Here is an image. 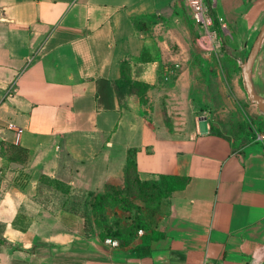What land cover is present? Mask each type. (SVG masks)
Wrapping results in <instances>:
<instances>
[{
    "label": "crops",
    "instance_id": "0c3cea01",
    "mask_svg": "<svg viewBox=\"0 0 264 264\" xmlns=\"http://www.w3.org/2000/svg\"><path fill=\"white\" fill-rule=\"evenodd\" d=\"M207 3L240 67L264 0ZM179 9L180 0H0V264H262L264 143L200 134L190 87L180 74L167 87L169 60H196ZM256 65L264 84V39ZM10 145L26 149V163L7 158ZM130 159L141 182L184 184L155 240L112 248L82 208L124 182Z\"/></svg>",
    "mask_w": 264,
    "mask_h": 264
},
{
    "label": "rangeland",
    "instance_id": "374dc122",
    "mask_svg": "<svg viewBox=\"0 0 264 264\" xmlns=\"http://www.w3.org/2000/svg\"><path fill=\"white\" fill-rule=\"evenodd\" d=\"M179 13L195 35L190 47L193 46L192 55L196 60L192 62L186 53L178 56L175 62L169 60L172 64L169 70L172 72H166L171 77L169 81L165 79L167 87L176 86V79L180 74L182 88L189 86L190 95L194 97L193 103L196 99L199 112L195 114V118L198 121L205 118L212 135L234 141L255 140L262 136L263 139L259 141L264 143V115L256 106L250 104L244 90L240 67L224 49L213 52L210 58H205L201 54L204 50L196 42L200 32L195 28L185 0H180ZM219 38L228 47L227 38ZM170 44L173 45L169 47L171 52L164 47L167 57L172 55L175 48L172 42ZM258 71L257 65L252 68L253 85L258 95L264 98V84L259 82ZM172 102V108L176 110L177 102ZM165 124L168 127L171 125L167 115ZM85 202L82 213L90 224L95 221V230L101 240L112 248L149 239L151 231L164 215V201L157 190L139 186L131 173L127 182L112 179L103 195L88 197ZM92 203L93 211L91 207H87ZM1 233L0 228V235ZM2 242L0 238V243ZM114 242L115 246L112 244ZM257 258L264 264V248Z\"/></svg>",
    "mask_w": 264,
    "mask_h": 264
},
{
    "label": "trees",
    "instance_id": "16d2710c",
    "mask_svg": "<svg viewBox=\"0 0 264 264\" xmlns=\"http://www.w3.org/2000/svg\"><path fill=\"white\" fill-rule=\"evenodd\" d=\"M214 23H215V20H214ZM218 38H219V36H218ZM222 49H224V48L221 47L220 50H222ZM4 151L6 153L7 158L12 162L24 164L28 160V153H27L26 149H23L21 147L10 145L7 148H5ZM129 173H131L133 180L139 186L155 188V190H157L158 194L162 197V199L164 201L163 207L165 205H167L168 198L170 197L172 192L174 190L182 187V185L184 184V183L180 184L179 181L176 180V178L166 176V175H160L159 180L157 182H141L137 178L135 163L131 159H130V162H128V166L126 168V178H125L126 182L128 181ZM98 195H100V194L92 195L90 198H92L94 196H98ZM101 195H103V194H101ZM89 207H91L92 211H93L94 204L92 203L91 205H89ZM94 224H95V221H94ZM157 225H158V223L156 224L154 229L151 231V237H150L151 240L156 239L155 229H156ZM128 245H130V243H128ZM128 245H125L124 247H126Z\"/></svg>",
    "mask_w": 264,
    "mask_h": 264
},
{
    "label": "built area",
    "instance_id": "2783aa9c",
    "mask_svg": "<svg viewBox=\"0 0 264 264\" xmlns=\"http://www.w3.org/2000/svg\"><path fill=\"white\" fill-rule=\"evenodd\" d=\"M185 3L193 22L200 30L197 40L199 47L207 53L220 51L221 47L225 50V46L214 29V19L211 14L212 8L208 5L207 0H185ZM257 139L262 140L263 137L258 136ZM107 242L111 243L110 241ZM112 244L113 246L116 245L115 242Z\"/></svg>",
    "mask_w": 264,
    "mask_h": 264
},
{
    "label": "water",
    "instance_id": "95a60500",
    "mask_svg": "<svg viewBox=\"0 0 264 264\" xmlns=\"http://www.w3.org/2000/svg\"><path fill=\"white\" fill-rule=\"evenodd\" d=\"M264 39V24L262 25L252 47L247 55V58L240 65L241 77L243 81L244 90L247 94L250 104L256 106V108L264 115V98L256 94L254 85L252 82V68L257 57L260 45ZM198 131L200 134H206L208 132L207 122L205 118H201L198 121Z\"/></svg>",
    "mask_w": 264,
    "mask_h": 264
}]
</instances>
